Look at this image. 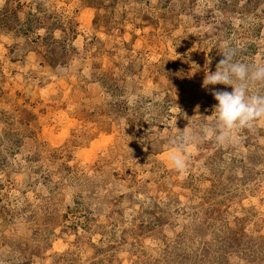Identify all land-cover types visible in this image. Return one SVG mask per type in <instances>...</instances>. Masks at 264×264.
<instances>
[{
    "label": "rangeland",
    "instance_id": "obj_1",
    "mask_svg": "<svg viewBox=\"0 0 264 264\" xmlns=\"http://www.w3.org/2000/svg\"><path fill=\"white\" fill-rule=\"evenodd\" d=\"M228 47L264 62V0H0V264H264V120L219 143L203 87Z\"/></svg>",
    "mask_w": 264,
    "mask_h": 264
},
{
    "label": "clouds",
    "instance_id": "obj_2",
    "mask_svg": "<svg viewBox=\"0 0 264 264\" xmlns=\"http://www.w3.org/2000/svg\"><path fill=\"white\" fill-rule=\"evenodd\" d=\"M237 49L228 47L214 72L207 71L203 81L206 89L209 85L223 84L232 86L233 90L213 91L218 101L215 106L219 133L216 139L223 144L230 142L239 129L252 128L257 121L264 120V92L255 91L264 87V62L244 63L235 59ZM188 132L178 134L173 141L176 145L168 155V161L178 172L187 168V156L184 150L191 142Z\"/></svg>",
    "mask_w": 264,
    "mask_h": 264
}]
</instances>
